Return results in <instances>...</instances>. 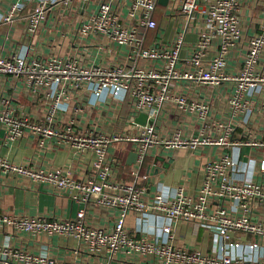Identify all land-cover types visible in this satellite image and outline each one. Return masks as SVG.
<instances>
[{"label": "built area", "instance_id": "obj_1", "mask_svg": "<svg viewBox=\"0 0 264 264\" xmlns=\"http://www.w3.org/2000/svg\"><path fill=\"white\" fill-rule=\"evenodd\" d=\"M28 1H10L1 14V20H11ZM31 1H34V7L26 18L28 32H34L42 24L50 4L62 3L71 8L75 2ZM79 1L85 4L90 0ZM244 1L166 0L164 4H159L158 0H127L122 7L119 1L98 0L97 9L89 12L87 19L79 24L78 33L122 46L129 63L84 64L74 56L44 58L0 52V77L7 75L20 80L28 90L33 93L42 90L47 98L42 114L34 118L18 114L11 102L13 97L0 95V125L5 131L4 139H15L27 131L59 145L93 153L92 172L83 180L58 168L35 169L3 156H0V172L26 176L57 190L76 191L85 202L116 210L115 221L107 229L90 225L85 219L84 208H80L74 217L66 219L0 211V230L71 236L77 238L87 252L113 254L125 248L153 255L158 264H264L256 256L231 254L232 250L242 246L252 252L259 248L258 241L243 244L233 239L231 235L234 232L264 238V219L254 220L248 215L251 203L264 206V188L251 179L243 182L231 180L228 172L237 165L235 158L220 154L205 162L206 177L194 198L181 187L167 198L159 192L148 195L145 186L117 178L113 164L118 160L108 157V147L112 142H132L136 158L131 174L138 176L137 166L154 146L169 150L228 144L231 127L222 128L220 123L216 124L218 129L221 128L217 137L209 136L204 130L195 136L175 129L161 135L156 131L154 122L136 123L135 117L140 112H146L147 119L157 118L167 104L178 110L197 112L201 118L207 117L208 105L178 90L177 84L183 79L208 85L224 80L234 81L236 92L229 99L232 110L240 106L243 92L256 88L264 81V67L260 62L264 51V7L260 30L247 35L242 31L238 16ZM158 6H163V16L176 22L177 29L171 40L165 41L160 36L155 16ZM147 30H158L150 42L146 41ZM188 33L195 35L194 40L186 41ZM237 45L245 47L243 68L236 74H227L229 50ZM185 49V55H181ZM210 52L212 54L208 57ZM86 90L96 101L106 96L116 100L129 98L132 108L129 122L136 126V131L81 130L73 118L59 121L60 112L67 110L72 99L80 101ZM237 143L241 142L231 144ZM256 143L252 141V144ZM258 170L264 172V159L259 160ZM218 200L234 203L236 212H228L223 204L213 205ZM128 213L140 216L154 213L170 219L196 220L213 232L218 251L214 255H205L198 250L173 246L169 225L162 226L163 240L133 237L125 228ZM0 264L78 263L56 260L45 251L32 253L4 240L0 243Z\"/></svg>", "mask_w": 264, "mask_h": 264}, {"label": "crops", "instance_id": "obj_2", "mask_svg": "<svg viewBox=\"0 0 264 264\" xmlns=\"http://www.w3.org/2000/svg\"><path fill=\"white\" fill-rule=\"evenodd\" d=\"M13 0H0V52L22 54L28 57L58 56L65 58L74 56L84 64L118 62L129 63L125 58L122 46L106 42L102 38L83 37L78 33L79 24L87 19V14L97 9L98 0H90L82 4L75 0L73 7L62 3L50 4L45 20L34 31L26 30V18L34 7L29 0L9 21L1 20L8 3ZM119 1L124 6L127 0ZM159 4H164L160 3ZM264 0H245L238 14L242 31L252 35L260 30ZM160 36L171 40L177 29L176 22L163 16V6L155 12ZM158 30H147L146 41L150 42ZM195 35H185L186 41L194 40ZM244 46H234L229 50L226 66L227 74H236L243 68ZM186 49L181 51L185 55ZM212 54L210 52L208 57ZM260 62L264 67V51ZM178 90L189 98L206 105L207 117L201 118L197 112L178 110L167 104L157 118L151 117L156 124V131L165 135L169 131L179 130L185 134L199 135L204 130L211 137L221 133L222 128L231 127L228 144H204L195 147L163 150L154 146L146 154L142 163L137 166L138 176L131 174L132 163L126 159L134 149L132 142H112L108 147V157L115 158L113 167L117 178L133 181L146 187L151 195L159 192L167 198L172 197L178 187L194 198L206 177L205 162L227 154L237 160L235 168L228 172L231 180L243 182L255 180L264 188V172L258 170V162L264 159V81L254 89L242 94L240 106L232 110L229 99L236 92V83L224 80L216 85L195 83L183 79ZM0 95L13 97L11 102L17 113L28 114L37 118L46 107L45 92H31L20 80L11 76L0 77ZM132 114L129 98L116 100L104 97L95 100L89 91L82 93L81 100L70 102L66 111L60 112L59 121L73 118L77 128L94 129L101 132H133L136 126L130 124ZM148 123V119L146 121ZM137 123V122H136ZM5 131L0 125V156L26 163L40 170L60 169L69 172L74 178L85 179L92 172L93 153L80 151L69 146L59 145L49 138H42L24 132L15 139L5 140ZM252 141L257 142L255 145ZM233 142H241L231 144ZM136 166V164H134ZM223 204L228 212H236L234 203L218 200L213 205ZM80 208L85 210V219L90 225L101 228L112 227L116 210L81 200L76 191L57 190L47 184L38 183L26 176L5 174L0 172V211L23 215H45L50 218L66 219L74 217ZM248 215L251 219H264V206L250 204ZM163 225L171 227L170 241L173 246L190 250H198L205 255L217 253V244L213 232L196 220L170 219L160 214L147 213L144 216L128 213L125 228L133 236H141L151 240H163ZM233 239L246 243L258 241L259 248L250 251L244 246L231 251L234 256H256L264 261V238L250 233L234 232ZM9 240L14 246L32 253L45 251L52 258L62 262L78 264H158V259L150 254L122 248L113 254L87 252L81 242L71 236L32 235L26 231L0 230V243Z\"/></svg>", "mask_w": 264, "mask_h": 264}, {"label": "water", "instance_id": "obj_3", "mask_svg": "<svg viewBox=\"0 0 264 264\" xmlns=\"http://www.w3.org/2000/svg\"><path fill=\"white\" fill-rule=\"evenodd\" d=\"M160 3H165L166 0H158ZM147 121V113L146 112H140L136 117H135V122L144 124ZM148 122H151L150 119H148ZM136 158V152L134 150L130 151L128 154V157L126 159V162L128 164L134 162Z\"/></svg>", "mask_w": 264, "mask_h": 264}]
</instances>
